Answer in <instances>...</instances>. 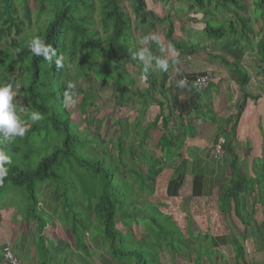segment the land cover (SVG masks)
<instances>
[{
	"label": "trees",
	"instance_id": "obj_1",
	"mask_svg": "<svg viewBox=\"0 0 264 264\" xmlns=\"http://www.w3.org/2000/svg\"><path fill=\"white\" fill-rule=\"evenodd\" d=\"M188 1L192 2L179 9L178 13L185 16L180 20L178 16L179 25L201 23L202 32L214 42L231 37L233 44L244 39L243 46L250 45L253 29L246 16L249 0ZM251 1L264 13V0ZM173 2H157L153 10L146 0H0V85L11 84L17 92L15 107L28 129L23 137L0 144V149L11 157V164L6 165L8 175L0 183V204L12 198L21 202L13 208L16 212L12 222L16 227L34 225L33 247L38 264L49 259L45 258L43 232L54 220L66 227L64 235L71 251L73 246L87 253L85 239L91 228L95 232L92 238L101 236L110 260L120 264H163L161 252L171 248L169 252L175 255L185 248L179 241L181 233L159 209L153 181L146 175L148 165L154 162L146 149L147 139L159 121L163 131L159 145L162 141L164 144L161 154L166 159L172 155L167 148L174 137L167 134L168 122L163 116L164 82L144 76L145 87L134 89L132 75L128 84L121 80L129 67L145 71L143 62L132 58L140 50L133 43L145 36H158L156 27L166 18L165 38L180 48L179 41L172 39L174 23L169 20L178 13L171 9L166 13L164 8ZM206 16L211 20H204ZM217 18L222 24L214 28L211 22H217ZM261 20L264 25V14ZM236 32L241 34V40ZM260 32L263 34L256 48L264 59V29ZM33 36L56 51L51 62L31 53L27 45ZM149 42L141 45L152 56L147 71L153 66L158 68L159 58L157 41ZM58 60L62 67H57ZM106 69L112 81L101 74ZM112 72L117 73V80ZM135 75L138 76L134 71ZM81 80L89 89H81ZM95 81L102 82V88L111 86L115 94L113 111L109 113L112 136L108 141L89 133L93 120L88 117L96 107L91 93ZM70 83L75 85L73 90L68 87ZM66 94L75 95L74 108L84 114L86 130L71 115L74 111L67 107ZM153 104L159 106V114L151 124L143 125L142 119ZM129 107L132 118L122 112ZM34 111L43 118L31 121ZM98 122L99 125L101 121ZM223 151L224 155L232 153L226 143ZM235 161L233 156L231 164ZM138 232L143 235L137 236ZM176 237L177 243L173 241ZM4 243L0 247V264H5ZM15 248L11 244L13 254L23 258L21 249ZM72 255L79 260V252L72 251Z\"/></svg>",
	"mask_w": 264,
	"mask_h": 264
},
{
	"label": "crops",
	"instance_id": "obj_2",
	"mask_svg": "<svg viewBox=\"0 0 264 264\" xmlns=\"http://www.w3.org/2000/svg\"><path fill=\"white\" fill-rule=\"evenodd\" d=\"M246 5L250 21L259 14L250 45L243 46L238 32L239 44L231 37L214 42L196 22L174 27L172 39L180 48L164 33L156 36L158 59L168 60L167 70L157 77L158 83L164 82L167 134L174 138L166 159L163 141L159 145L162 123L149 132L146 149L154 162L146 175L153 181L159 209L185 244L172 264H264V59L256 48L264 13L257 12L254 1ZM204 74L213 82L195 92L190 83ZM179 80H186L184 88L177 86ZM159 111L157 104L149 106L141 123L151 124ZM219 138L233 155H212ZM0 205V212H7L6 205L14 208L9 199ZM6 222L0 220V232Z\"/></svg>",
	"mask_w": 264,
	"mask_h": 264
},
{
	"label": "rangeland",
	"instance_id": "obj_3",
	"mask_svg": "<svg viewBox=\"0 0 264 264\" xmlns=\"http://www.w3.org/2000/svg\"><path fill=\"white\" fill-rule=\"evenodd\" d=\"M147 1V6L151 7L153 6V10L155 5H157V2H162L164 0H146ZM192 1H177L175 0V2L171 3L172 5L170 6V2L168 3L166 8V13L169 9L173 10L174 13H178L180 10L179 9H183L185 8V5H188L189 3H191ZM32 3V1H31ZM245 3V1H244ZM124 6L127 7V9H129L128 11L130 12V6L128 2L124 3ZM182 6V7H181ZM262 7L259 6L257 8V12L261 11ZM264 11V9H263ZM159 12V11H158ZM258 14V13H257ZM254 14L251 17V23L250 26L253 27L254 24H256L255 20L258 19L259 14ZM180 15V16H179ZM179 16V20L182 18H185L184 14L181 15L180 13H178L176 16H170V21L174 23V27H176L177 25H179V20L178 19ZM207 18H205L204 20H211L208 16H206ZM167 19V20H166ZM163 24H160L159 26L156 27V29L159 31V33H164V31H166L167 29V25H168V18H166ZM215 20H221L219 18L215 19ZM31 21H34L33 16H31ZM203 21V20H202ZM213 22V23H212ZM211 24L212 27L216 28L219 24H222V21H213L212 20ZM34 23V22H33ZM223 25H225V23L223 22ZM136 27H133V30L135 31ZM97 29L100 30V28L97 27ZM176 32V31H175ZM160 36V35H158ZM140 40H136L133 44L136 45L137 47L141 48L142 44H139ZM1 45V44H0ZM145 47V46H143ZM150 67V66H149ZM98 69H101L100 67H98ZM134 71L135 74H138V76H134ZM108 70L106 69L103 73L105 79L111 80L112 78H108L109 74H108ZM145 72V71H144ZM144 72H140L138 69L137 70H132L130 67L128 68V72L122 74L123 79H121L123 81L124 84H128L129 81L131 80V77L129 75H132L135 78V83H134V89H142L145 87V83L143 82L144 76H149L150 78H155L158 80V75L160 70L153 66V68L149 71L146 72V75L144 74ZM113 76L115 77V80H117V73L116 72H112ZM133 73V74H132ZM8 77H10L9 74H7ZM121 77V78H122ZM143 78V79H142ZM78 85H80L82 90H87L89 89V86L87 85L86 82H84L83 80H81ZM19 87V84L16 86V88ZM99 89V90H98ZM73 90V89H71ZM156 91V90H155ZM17 95V92H15ZM91 93L94 96V100H95V104L96 107L93 108L92 111V117L89 116L88 119H92L93 123L92 125H90L89 127V133H95V135H98L101 139V141H108V139L111 138L112 136V132H110L111 130V117L112 115L109 113L111 111H113V102H114V91L113 88L111 86H106L104 88H102V82L99 81H95L94 84L92 85V89H91ZM15 95V96H16ZM14 96V97H15ZM71 96V100H68V104L67 107L70 108V110L74 111L72 112V116L76 117L77 119V124L80 128H82L83 130L87 129V125L85 124V120H84V114H81L79 112H77L75 110V103H76V99H75V95H70ZM74 98V99H73ZM78 98V96L76 97ZM14 99H13V104L16 106V104L14 103ZM123 115H128V118H132V111H131V107H129L128 109H124V111L122 110ZM85 116L87 117L86 113ZM101 121L100 124L98 125L97 122ZM99 123V122H98ZM97 127L99 129H93V127ZM93 133V134H94ZM95 148H100V146H96ZM94 148V150H95ZM93 150V151H94ZM24 201V200H22ZM3 202V200L1 201ZM15 204V205H14ZM21 204V202L19 200H15L12 198L11 200V205L13 207L16 206V208ZM9 205H6L5 208L7 212L2 211L0 212V220H1V224L2 222H4V220H6L7 222L2 225V229H1V237H0V242L3 241L4 239H8L11 244H13V248L19 247L22 250L23 253V257L21 258L22 264H38V260L37 257L34 253V232H35V227L33 224H29L27 227L24 225H19L18 227H16L13 225V215L15 214L16 210L13 208H9ZM8 214V216L10 217V221L8 219H5V216ZM6 217V218H9ZM158 219H162V217H158ZM10 222L12 224H10ZM61 222V221H59ZM92 223V222H91ZM92 226V224L90 225V227ZM17 228L18 231H17ZM68 229V228H67ZM66 231V227L61 226L59 223H57V221H53L52 223L48 224V226L46 227L45 231L43 232V236L46 237L45 239V258L48 256L49 259L47 261H45V264H120L116 261L110 260L108 253H107V248L106 245L102 242V238L101 236H98L97 238H92L93 235L95 234V232L93 230H89L88 233H86V239L85 242L88 245L87 248V253L84 252L81 248H79V250L73 248L72 246V251L74 252H79L80 256H79V260L72 255V251H71V247H69V243L68 241L65 239V233ZM142 232H138L137 236H142ZM50 239L51 242L48 244L47 240ZM16 249V248H15ZM165 249V248H164ZM163 249V250H164ZM154 250V249H153ZM171 250V248H168L166 250V252L168 253ZM166 252H161L160 253V261L162 263H170L172 264V260L174 259V254L172 256H169ZM24 260V261H23ZM81 261V263H80Z\"/></svg>",
	"mask_w": 264,
	"mask_h": 264
},
{
	"label": "clouds",
	"instance_id": "obj_4",
	"mask_svg": "<svg viewBox=\"0 0 264 264\" xmlns=\"http://www.w3.org/2000/svg\"><path fill=\"white\" fill-rule=\"evenodd\" d=\"M149 40L158 42V37L155 35L145 36L139 41V44L147 45ZM27 46L33 55L42 56L49 62H51L52 56L56 55V51L52 49L50 45L46 44L43 40L36 36H33L28 41ZM170 48L172 55H177L174 47L170 46ZM132 58H138L141 62H143L144 70L147 72L152 60L151 53L147 47H141L138 52L133 54ZM156 64L161 70L166 71L168 68L167 59H158L156 60ZM57 67H62L59 60L57 61ZM177 86L179 88H184L186 86V80L177 81ZM68 87L70 89H74L75 85L70 83ZM15 95L16 93L11 84L0 85V144L12 142L17 137H23L28 130L25 127L24 120L21 119L17 108L13 104ZM68 100H71V96L66 94V101ZM42 118V114L38 111H34L30 114V119L33 122L39 121ZM9 164H11V157L3 149H0V183H2L4 178L8 175L9 169L6 165Z\"/></svg>",
	"mask_w": 264,
	"mask_h": 264
},
{
	"label": "built area",
	"instance_id": "obj_5",
	"mask_svg": "<svg viewBox=\"0 0 264 264\" xmlns=\"http://www.w3.org/2000/svg\"><path fill=\"white\" fill-rule=\"evenodd\" d=\"M213 82V77L209 74H204L198 76L195 80H193L190 85L193 90L201 91L207 88ZM225 142L223 138H219L215 143L212 149V155L214 157H222L224 156L223 146ZM3 260L7 264H21L20 260L13 254L11 250L10 242H5L2 249Z\"/></svg>",
	"mask_w": 264,
	"mask_h": 264
}]
</instances>
